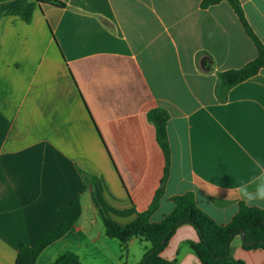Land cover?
I'll use <instances>...</instances> for the list:
<instances>
[{"label": "crops", "instance_id": "crops-1", "mask_svg": "<svg viewBox=\"0 0 264 264\" xmlns=\"http://www.w3.org/2000/svg\"><path fill=\"white\" fill-rule=\"evenodd\" d=\"M201 1L40 0L29 24L0 19V264H15L19 245L54 230L77 197L79 219L35 264L66 252L80 264H137L149 243L136 237L124 251L98 209L125 226L152 202L165 166L147 118L158 107L169 115L170 173L151 222L187 192L217 224L231 221L235 187L264 166V69L217 100V73L256 49L226 2ZM239 2L264 46V0ZM198 240L182 225L160 257L202 264L190 246ZM230 248L236 261L264 264V250H244L239 236Z\"/></svg>", "mask_w": 264, "mask_h": 264}, {"label": "trees", "instance_id": "trees-1", "mask_svg": "<svg viewBox=\"0 0 264 264\" xmlns=\"http://www.w3.org/2000/svg\"><path fill=\"white\" fill-rule=\"evenodd\" d=\"M40 0H14L0 5V19L5 16H16L29 24L35 8ZM226 2L234 11L240 25L256 49V57L239 69L219 72L216 75L215 96L219 102H225L227 92L236 84L254 76L264 69V46L248 24L239 0H202L201 9ZM148 121L154 126L156 141L161 148L165 166L160 186L157 189L149 207L138 214L132 223L119 226L109 221L98 209V216L102 221L105 236L117 240L124 251L130 240L143 238L149 243V248L137 264H174L160 257L167 241L177 228L190 225L198 236V242L190 246L202 264H243L231 255L230 243L239 236L242 248L246 251L264 250V210L256 207H246L242 202L231 221L225 225L217 224L203 210L200 209L193 193L172 196L170 200L174 207L158 223L151 222V216L158 209L164 195L165 184L170 173V146L167 135L169 115L163 108H154L147 114ZM84 186L90 192L95 202L92 187L94 178L80 173ZM81 214L78 197L69 205L58 209V226L39 239L33 246L19 245L15 264H35L40 254L48 246L60 240L70 232ZM51 264H80L77 255L66 252Z\"/></svg>", "mask_w": 264, "mask_h": 264}, {"label": "clouds", "instance_id": "clouds-1", "mask_svg": "<svg viewBox=\"0 0 264 264\" xmlns=\"http://www.w3.org/2000/svg\"><path fill=\"white\" fill-rule=\"evenodd\" d=\"M259 173L246 182H240L234 189L238 199L246 207H264V166L257 162ZM239 205H237V209Z\"/></svg>", "mask_w": 264, "mask_h": 264}]
</instances>
